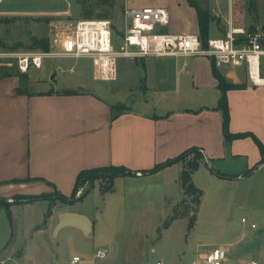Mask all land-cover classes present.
<instances>
[{
  "label": "rangeland",
  "instance_id": "1",
  "mask_svg": "<svg viewBox=\"0 0 264 264\" xmlns=\"http://www.w3.org/2000/svg\"><path fill=\"white\" fill-rule=\"evenodd\" d=\"M196 1L204 10L217 2ZM234 1L245 13L250 7L253 16H257L255 20L261 21L255 11H259L262 0ZM157 2L160 3L159 0L130 1L128 6L155 7ZM3 7L7 15L0 18L2 52L43 51L33 48V39L47 40L50 21L67 10L74 20L110 21L116 49L122 44L127 28L123 0H4L0 8ZM160 63L147 59L144 65L142 61L120 59L115 82L95 81L92 62L86 59H46L42 69L32 68L27 74L33 90L70 88L75 80L83 78L90 88L116 90L112 100H126L125 104L142 111L147 100L153 99L159 108L166 106L167 98L171 103L172 94L163 91L148 95L140 91L132 93L141 85V78L145 80L147 74L162 70ZM15 72L13 61L0 63V80ZM221 72L231 82L247 80L242 68L223 67ZM180 165L167 168L163 184L152 180L135 186L126 180L116 187L114 183L113 192L104 194L106 182L97 181L82 201L72 204L40 200L11 209L27 202L5 200L7 207L0 206V264H72L75 256L81 258L79 264H193L218 247L227 249L235 262L263 260L264 170L259 169L249 180L228 181L214 176L209 166V170L202 168L197 182L203 195L196 208V197L186 196L182 188ZM240 166L241 163L228 162L218 168L239 172ZM3 191L6 195L2 196H7L8 192L0 186V194ZM29 192L35 195L42 191L37 187ZM18 194L19 190L13 191V195ZM175 210L187 214L165 228ZM194 215L196 222L190 230ZM101 250L109 252L104 259L96 258Z\"/></svg>",
  "mask_w": 264,
  "mask_h": 264
},
{
  "label": "crops",
  "instance_id": "2",
  "mask_svg": "<svg viewBox=\"0 0 264 264\" xmlns=\"http://www.w3.org/2000/svg\"><path fill=\"white\" fill-rule=\"evenodd\" d=\"M1 1L2 5L4 0ZM262 1L259 11L254 8L259 22L250 7L245 13L234 0L232 3L222 0L210 3L206 10L216 20L210 24L208 40L223 37L229 21L235 27L253 29L264 19ZM159 2L155 7L167 9L170 16L169 25L158 27L160 31L201 37L197 9L188 0ZM67 12L72 16L69 10L58 14L64 16ZM5 15L4 7L0 8V18ZM146 60L135 62L142 61L145 65ZM156 61H161L162 70L147 74L145 80L141 78V85L132 93L140 91L148 95L163 91L173 97L171 103L167 98L166 106L160 108L153 99L147 100L146 109L142 111L130 103L125 104L126 100H112L116 90L90 88L83 78L75 80L70 88L58 90H33L28 74H22L18 69L15 74L0 80V186L8 192L7 196H2L6 195L3 191L0 199L13 201L17 196L53 195L56 190L71 197L82 171L106 167H124L137 174L136 177L116 178L115 187L119 182L127 181L135 186L152 180L163 184L167 168L156 174L144 172L152 171L193 148L201 149L205 157L192 176L198 189L197 174L208 166L211 170L217 167L218 173L226 176L228 181L249 180L263 171L261 152L254 139L247 137L227 142L223 115L217 110L222 93L215 69L228 83L242 86L227 93L231 133H252L264 146V88L249 82L246 68L232 67L242 68L247 80L231 82L222 74L223 67L217 68L207 58ZM122 105L126 106V111L116 113V108ZM228 162L241 163L239 172L218 168ZM27 179L31 180L11 183ZM37 187L42 192L30 194L29 191ZM45 188L52 191L49 193ZM15 190H19L18 195H13ZM32 204H17L11 209Z\"/></svg>",
  "mask_w": 264,
  "mask_h": 264
},
{
  "label": "built area",
  "instance_id": "3",
  "mask_svg": "<svg viewBox=\"0 0 264 264\" xmlns=\"http://www.w3.org/2000/svg\"><path fill=\"white\" fill-rule=\"evenodd\" d=\"M123 1L127 28L118 49L113 44L110 21L74 20L69 17L70 12H67L64 16L55 17L48 25L50 50L0 51V63L11 60L22 74H27L32 68L42 69L46 59H90L96 81L114 82L118 78L120 59L136 61L203 57L211 60L217 68L245 67L250 83L264 88V19L253 29L235 27L229 21L228 30L223 37L210 38L204 45L198 35L160 31L158 27L168 26L170 22L167 9L151 6L130 8L128 3L138 0ZM1 3L0 0V5ZM83 192L84 189L81 188L77 197L82 196ZM108 254V250H101L96 258L104 259ZM80 262L81 258L78 256L72 259V264ZM193 264H264V259L235 262L227 249L218 247L202 255Z\"/></svg>",
  "mask_w": 264,
  "mask_h": 264
},
{
  "label": "trees",
  "instance_id": "4",
  "mask_svg": "<svg viewBox=\"0 0 264 264\" xmlns=\"http://www.w3.org/2000/svg\"><path fill=\"white\" fill-rule=\"evenodd\" d=\"M189 3L191 4L192 7L197 9L198 16H199V25H200V30H201V39L204 43V45L207 44L208 38H209V29H210V24L211 22L215 21V17H213L210 13L209 10H204L202 9L195 0H188ZM33 48L37 50H43V51H48L50 49L49 42L47 40H38V39H33ZM214 74L216 78L219 80V88L222 93V97L220 100V103L217 107V110L221 111L223 115V132L225 136V140L227 142H232L237 139H243L247 137H252L256 144L258 145L260 152H261V164H264V146L263 144L253 135L252 133H244V134H232L230 131V109H229V104H228V97L227 93L230 90L234 89H240L242 86L240 85H234L228 83L225 78L220 74L218 70H214ZM126 106H118L116 108V113H121L122 111H126ZM194 157V159H191ZM204 154L201 149L198 148H193L188 151H186L184 154L179 156L178 158H175L173 160H170L166 162L163 165L157 166L155 169L149 172H144V174H156L160 172L161 170L168 168L174 164L177 163H184L185 164V169L183 170L181 174V182H182V188L185 192L186 196H195L196 200V208L200 204L201 197H202V192L199 190L195 184L193 183L192 176L195 172H197L200 168L201 162L204 160ZM213 173L222 178L226 179L227 177L214 171ZM249 174V173H248ZM251 174V172H250ZM126 176H132L136 177L137 174L129 171L128 169L124 167H106V168H99V169H92V170H86L82 171L76 181V185L73 191V194L71 197H67L63 194H61L59 191L56 190L55 194L53 195H38V196H17L15 197L16 201L18 202H27V203H34L40 200H58L61 201L64 204H72L75 202L82 201L91 191L94 189V184L97 181H103L106 182V186H104L102 189V192L104 194L106 193H111L114 190V181L118 177H126ZM31 179H27L25 181L22 180H15L12 181L11 183H21V182H28ZM85 185H88L87 188L84 189V192L80 198H77L76 195L78 191L83 188ZM8 202L5 200L0 199V206H6L7 207ZM173 217L165 223V228H168L171 224L172 221L181 219L183 218L186 214L187 211L179 214L176 210L174 211ZM195 215L191 218L190 221V230L194 228L196 219Z\"/></svg>",
  "mask_w": 264,
  "mask_h": 264
}]
</instances>
